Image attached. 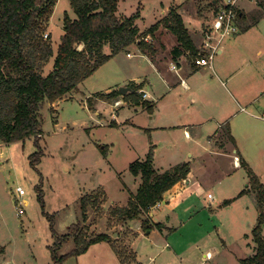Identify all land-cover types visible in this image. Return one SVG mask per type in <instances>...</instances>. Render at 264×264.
Instances as JSON below:
<instances>
[{
  "label": "rangeland",
  "instance_id": "obj_1",
  "mask_svg": "<svg viewBox=\"0 0 264 264\" xmlns=\"http://www.w3.org/2000/svg\"><path fill=\"white\" fill-rule=\"evenodd\" d=\"M210 1L119 0V15L138 11L140 34L158 23L144 38L155 49L153 59L134 44L111 55L64 100L44 102L38 145L32 136L10 143L0 140V264H51L49 247L58 239L56 253L64 256L60 264H241L252 255L251 231L259 214L256 196L245 188V168L234 167L232 159L218 151L217 141L219 131L226 140L223 130L238 119L230 120L233 114L247 119L262 138H243L237 132L243 146L239 151L264 188V109L251 117L252 110L245 107L249 93L264 98V0H237V13L239 6L248 10L247 16L237 18L240 38L231 42L230 35L225 37L222 54L214 56L211 68L189 66L185 63L192 57L186 56L179 58L184 65L178 72L170 64L178 41L163 19L176 9L199 48L205 41L202 31L216 12ZM64 13L75 16L68 0H56L48 23L54 53L63 34ZM109 51L106 44L104 53ZM50 68L51 63L45 73ZM228 74L234 75L230 82ZM182 78L187 88L179 83ZM130 81L141 86V99L149 100V107L102 98ZM212 108L227 111L217 117L220 123L226 120L224 128L217 126L216 117L213 120ZM214 135L216 140L208 142ZM148 154L158 171L187 163L192 181L202 189L195 193L196 201L191 195L190 213L177 209L175 216L162 205L151 216L142 212L120 224L110 209L127 204L140 179L129 165ZM18 186L23 195L17 194ZM240 190L245 191L238 196ZM89 196L97 199L98 208L86 201ZM19 202L21 215L15 210ZM168 215L175 216L169 224L174 228L161 236L152 224L156 221L161 227ZM144 220L150 228L144 229ZM75 227L90 235L107 233L111 239L72 254Z\"/></svg>",
  "mask_w": 264,
  "mask_h": 264
},
{
  "label": "trees",
  "instance_id": "obj_2",
  "mask_svg": "<svg viewBox=\"0 0 264 264\" xmlns=\"http://www.w3.org/2000/svg\"><path fill=\"white\" fill-rule=\"evenodd\" d=\"M68 1L75 16L72 18L64 13L63 34L54 53L48 23L56 0H0V140L4 143L32 136L38 145L42 134L40 109L44 102L54 103L72 93L85 77L111 55L134 44L150 59L154 57L155 49L144 38L147 34H153L158 23L140 34L136 25L138 11L129 16L119 15V0ZM218 3L219 0L209 2L214 12L218 9ZM169 13V18H164L163 23L178 41L171 50L172 58L176 59L183 51H187L189 57L193 58L198 48L189 37L180 13L174 8ZM45 32L48 33L47 37H44ZM106 44L110 48L109 54L104 53ZM192 58L190 63L196 67ZM50 63L51 68L45 73V67ZM129 85L134 91L125 94L123 98L138 103L142 100L140 86L133 83ZM119 95L117 89L106 95L101 94L102 97H113L114 101L118 100ZM149 106L147 104L146 107ZM240 166L246 169L259 211L251 231L255 242L254 252L240 260V263L264 264V188L244 159H241ZM129 171L139 176L140 184L125 206L117 205L110 209V215L116 216L120 224L139 217L160 201L165 191L186 178L189 166L180 163L159 172L154 169L152 156L148 154L145 159L132 162ZM90 198L86 201H91L98 208L97 199ZM229 202L225 201L226 204ZM84 207L85 204L82 206L83 211ZM142 223L144 229L150 228L147 221ZM72 235L75 245L72 254H80L94 243L111 239L107 233L85 234L77 227L73 228ZM60 243L58 239L49 247L51 264H60L64 258L56 253Z\"/></svg>",
  "mask_w": 264,
  "mask_h": 264
},
{
  "label": "crops",
  "instance_id": "obj_3",
  "mask_svg": "<svg viewBox=\"0 0 264 264\" xmlns=\"http://www.w3.org/2000/svg\"><path fill=\"white\" fill-rule=\"evenodd\" d=\"M251 1H253V3H254V0H251ZM242 9H244V12H247V13L242 12L243 11ZM237 10L239 12H241L240 14L238 13V17H243V16H247L248 15V10L245 9V8H243V7H240L239 6ZM242 13H244L243 16H242ZM205 29L202 31L203 37H204V34H205ZM230 37H231V42L232 41L233 42L234 41L237 42V40L240 38L239 35H238V32L230 35ZM197 48H198V46H197ZM217 54H222V47H221L220 51H218ZM186 56H187V58L189 57L188 52L187 51H183L176 59H173V58L170 59V64L176 65L178 67L177 68L178 72L180 70H181L180 72H182V68H183V65L184 64L182 63V60H179V58L180 57H185L186 58ZM172 60L174 62H171ZM185 64H188L189 66L191 65V63L189 61H188V63H185ZM173 65L170 66V70H173L174 69V66ZM245 65L247 66V62H245ZM212 66H213V62H212ZM194 68H198V67H194ZM202 68H207V67H202ZM174 73H175V71H174ZM185 74H186V72H185ZM174 76H176L179 79L178 73H175ZM233 77H234V75L228 74L227 78H228L229 82L233 79ZM178 79L175 81V83L177 81H179ZM183 80H184L183 78L180 79L179 83L181 85H183L184 87L187 88L188 86L185 84V82ZM130 82L133 83L132 81H130ZM134 82H135V80H134ZM133 85H135V84L133 83ZM127 86H130V85H127ZM115 89L116 88H112V90H115ZM139 90H141V86H140ZM107 93H109V92H107ZM127 93H129V92H126L125 94H127ZM125 94H123V95L121 94V96H118V100L117 101H119V103L120 102L121 103L122 102L123 103L124 102H127L128 104L133 103L135 105H141L142 107H146L147 104H150L149 100H146V101L145 100H139L138 103L132 102V101H130L128 99H125L124 100L123 97H124ZM69 96H71V95H69ZM104 98H106L108 100H114L113 97L112 98H107V96H105ZM217 98H218V95H217V97L214 96V98H213L214 104H215V102H217ZM261 98L262 97L260 96V94L250 95V93H249L247 95L246 101H245V105H246L245 107H246V109L249 108V109L252 110L253 113H250V116L251 117H257L256 116V114H257L256 111H258L260 109H264V98L262 100H261ZM64 99L65 98H62V99H60V101L61 100H64ZM259 100H261V101H259ZM222 106H223V108L221 110H224L225 109V104H223ZM241 109H243V108H241ZM222 112H224V113H222ZM222 112H218V110H216L215 108H212V111H211L212 114L211 115L213 116V120H214L215 117H216L215 119H217V117H219L220 115H223V117H224L226 115V113H227V111H222ZM261 113H262L261 119L264 120V111H262ZM235 118H238V119L235 120ZM231 119H233V121L235 120L234 121V124L229 125L230 123H227L226 122L228 124V126H226L225 129L223 130V132H226V134H227L226 135V140L223 139V133H222V131H219V134L220 135H219V139H218L217 142L218 143L220 142V143L218 144V146H219L218 147V151L221 152V153H223V154H225L226 157H230L232 159V163H233V166L234 167H241L240 164H239V162L241 161V159H244V161L246 162V164L248 166H250L249 163H247L245 157L239 151L240 150L239 146L241 148L243 146L241 145V142H239V139L236 138L238 136L236 133L239 132L240 137H243V138H252L253 140H256L258 137H260V139H261L262 138V135L260 133H253V130H252L253 128H251V125L248 123V120L247 119H244V117H242L240 115H237V113L233 114V116H232V118H230V120ZM217 121H218V125L217 126L218 127H223L222 125L225 124V121L226 120H224L221 123H220V121H222V120L217 119ZM184 133H185V136L188 137V131L187 130H184ZM229 135L232 137L233 140H231V137ZM216 136L217 135L208 136L207 141L208 142L209 141H212L213 142V140H216ZM228 145H231L230 148H227ZM230 152H233V154H231ZM234 156H236L237 159H238L237 160V163H234V160H233L234 159ZM170 168H162L161 170L159 169V172L168 170ZM139 184H140V179H139V183H138L135 191L132 192V194H134L136 192ZM245 188L248 189V190H251L249 183L246 185ZM201 189H202V185L200 183H197V182L194 183L192 181L191 169L189 168V172H188L186 178L178 181L171 188H169L167 191H165L164 194H163V196H162V199L157 203V205H155L154 207L148 209V211H147L148 212V215L151 216L153 210L160 208L162 205H164L165 207H167L170 212H174L175 213V216H176V213H177V209H182L183 210V213H190L191 212V210H190L191 208H190V205L189 204H193L194 203L193 200H192V198H191V195H193V199H194V201H196V199L194 197L195 196V193H199L201 191ZM253 192L254 191L252 190V193ZM209 193L210 192L208 191L207 194H206L207 197H208V194ZM212 195L213 196H212L211 199H213V197H214V194H212ZM24 203H27V201L24 200ZM228 205H230V203ZM174 217H171L170 215H168L167 216V219L165 221V224L162 225L161 227H160L159 224L156 223V221H154L155 223L152 224L153 225V228L152 229L156 230L157 234H159V235L162 236L164 234V232H166L168 230V228H174L173 225H172V227L169 225L171 223L170 221H173L174 220ZM154 230H152V231H154ZM174 253L176 254V252H174ZM206 253H209V251H207Z\"/></svg>",
  "mask_w": 264,
  "mask_h": 264
},
{
  "label": "built area",
  "instance_id": "obj_4",
  "mask_svg": "<svg viewBox=\"0 0 264 264\" xmlns=\"http://www.w3.org/2000/svg\"><path fill=\"white\" fill-rule=\"evenodd\" d=\"M236 2L237 0L219 1L218 9L213 16L212 22L205 29V41L198 48L197 55L192 58L196 67L211 68L214 56L220 51L225 37L237 33L238 13L236 11ZM47 35L48 33L45 32L44 37H47ZM139 93L142 97L144 96L142 90H139ZM237 160V157L234 156V163H237ZM16 191L18 195H23L25 193L20 186L16 187ZM208 197L212 198V195L209 193ZM158 202L152 207L157 205ZM15 207L18 215L24 213L23 203L19 202Z\"/></svg>",
  "mask_w": 264,
  "mask_h": 264
},
{
  "label": "water",
  "instance_id": "obj_5",
  "mask_svg": "<svg viewBox=\"0 0 264 264\" xmlns=\"http://www.w3.org/2000/svg\"><path fill=\"white\" fill-rule=\"evenodd\" d=\"M216 0H214L215 2ZM219 1H222V0H219ZM120 94H125L126 92H130V91H134V89H132L130 86H119L118 89H117Z\"/></svg>",
  "mask_w": 264,
  "mask_h": 264
}]
</instances>
